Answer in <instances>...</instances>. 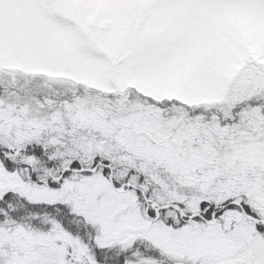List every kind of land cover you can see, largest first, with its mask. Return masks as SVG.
<instances>
[{"label":"snow or ice","instance_id":"obj_1","mask_svg":"<svg viewBox=\"0 0 264 264\" xmlns=\"http://www.w3.org/2000/svg\"><path fill=\"white\" fill-rule=\"evenodd\" d=\"M0 264H264V0H0Z\"/></svg>","mask_w":264,"mask_h":264}]
</instances>
